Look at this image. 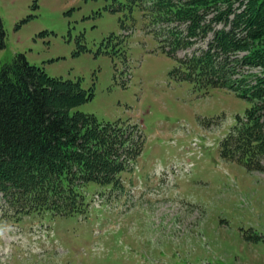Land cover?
Returning <instances> with one entry per match:
<instances>
[{
	"label": "rangeland",
	"instance_id": "374dc122",
	"mask_svg": "<svg viewBox=\"0 0 264 264\" xmlns=\"http://www.w3.org/2000/svg\"><path fill=\"white\" fill-rule=\"evenodd\" d=\"M120 3L0 0V60L23 53L49 76L78 80L93 95L75 110L137 125L132 136L144 143L134 163L142 171L175 164L182 174L139 197L114 185L104 191L117 203L113 210L92 206L84 214L17 212L0 192V264H264V173L219 152L251 101L186 77L179 60L205 40L168 56L158 47L166 24ZM192 137L201 144L199 157ZM207 139L215 144L206 148ZM162 187L174 188L170 195ZM98 189L89 182V198Z\"/></svg>",
	"mask_w": 264,
	"mask_h": 264
},
{
	"label": "trees",
	"instance_id": "16d2710c",
	"mask_svg": "<svg viewBox=\"0 0 264 264\" xmlns=\"http://www.w3.org/2000/svg\"><path fill=\"white\" fill-rule=\"evenodd\" d=\"M123 1L129 11L150 12L149 22L166 24L161 40L153 36L168 56L206 41L179 64L188 79L251 101L221 153L264 172V0ZM92 95L78 80L49 76L23 53L0 60V191L17 212L72 213L89 182L118 184L126 159L140 147L132 136L137 126L75 110Z\"/></svg>",
	"mask_w": 264,
	"mask_h": 264
}]
</instances>
